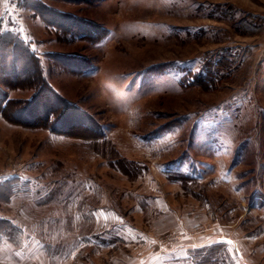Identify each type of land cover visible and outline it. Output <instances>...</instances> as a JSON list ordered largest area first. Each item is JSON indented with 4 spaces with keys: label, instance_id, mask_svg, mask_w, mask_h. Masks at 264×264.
I'll list each match as a JSON object with an SVG mask.
<instances>
[{
    "label": "rangeland",
    "instance_id": "rangeland-1",
    "mask_svg": "<svg viewBox=\"0 0 264 264\" xmlns=\"http://www.w3.org/2000/svg\"><path fill=\"white\" fill-rule=\"evenodd\" d=\"M38 1L105 36L0 0L45 80L0 84V217L18 230L0 264H264V0ZM225 49L215 83L183 84Z\"/></svg>",
    "mask_w": 264,
    "mask_h": 264
},
{
    "label": "trees",
    "instance_id": "trees-1",
    "mask_svg": "<svg viewBox=\"0 0 264 264\" xmlns=\"http://www.w3.org/2000/svg\"><path fill=\"white\" fill-rule=\"evenodd\" d=\"M24 1H27V0H24ZM30 1L32 2L31 8L36 9L35 11L36 13H39V9H40V17L43 19L45 24L52 25L56 30L62 33H65L74 38L75 37H81V38L86 37L88 39H94L93 41H100L105 36V34H103V35L91 38L89 37L91 35H86L88 33H80L79 29L77 28L79 24L67 22L66 19L62 21L58 19L56 16H53L47 13L46 11L49 9L46 6H44L41 2H39L38 0H30ZM58 20H60V22ZM28 47L29 46L26 43H24L23 39L21 38L20 34L17 31H14L11 28H7V27L2 28L0 26V72L3 71V75L2 74L0 75V84L10 87L12 83L20 81L21 78L24 80L32 79L31 85L32 84L39 85V87H40V83L41 84L45 83V80L42 75V67H41L39 58L38 56H36L34 52L30 51ZM17 48H19L20 50L18 51ZM23 55L27 57L29 61L31 62V64H29V61L26 62V65H27L26 70L28 68H31L32 69L31 72L28 70L23 71L22 77H20L18 76V72L16 69V67L18 66L12 69L11 67H9L8 70L5 69L6 63H7L6 61H8V59L15 58L17 56L22 58ZM235 56H236V53H233L229 49H225L223 53L220 54L217 60H215L213 63L205 67L204 71H199V72L195 71L194 73H191V72L187 73V76L182 80L183 84L187 85V84H192V83L194 84L215 83V81L218 80V78H220V75H222L223 70L228 67L227 64L230 63L229 58L230 57L235 58ZM17 64H18V61H17ZM8 80L12 81V83L8 82ZM0 99H1L0 100V113L3 114L4 108H8L9 103L11 101L7 95H2ZM62 107L59 104V105L50 106V107L45 108L44 113H42L41 115L42 117H40L41 120L40 118L35 119V121L33 122V125L50 127L49 124H46V122L49 119H52L53 115L56 114ZM52 131L59 132L58 130H52ZM12 182H13L12 179H8L5 182L0 183V198H4V199L9 198V196L13 192ZM16 233H18V230L13 225V223L10 222V220L7 218L0 217V240L4 237H7L10 240L17 242V239H15Z\"/></svg>",
    "mask_w": 264,
    "mask_h": 264
}]
</instances>
